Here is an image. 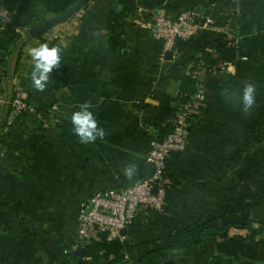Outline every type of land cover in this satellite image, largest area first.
I'll return each mask as SVG.
<instances>
[{"label":"crops","instance_id":"crops-1","mask_svg":"<svg viewBox=\"0 0 264 264\" xmlns=\"http://www.w3.org/2000/svg\"><path fill=\"white\" fill-rule=\"evenodd\" d=\"M78 1L0 0L16 17L15 24L0 22V94L12 98L20 86L37 110L11 117V104L0 106V264H75L80 209L95 192L129 182L122 172L129 162L137 165L132 180L147 176L149 134L172 123L184 64L203 49L212 52V64L197 79L205 83L206 99L186 148L171 155L162 209L138 208L122 231L130 243L127 257L161 248L170 261L148 264H264V234L234 226L184 256L185 244L203 226L264 220V0H86L27 36ZM231 2L239 25L227 35L207 29L178 39L171 58L152 36V17L161 7L172 16L193 9L226 24ZM41 43L62 49L44 92L31 85L28 55ZM242 81L257 85L247 116L220 95ZM85 101L107 133L87 145L70 122ZM175 226L190 229L172 235Z\"/></svg>","mask_w":264,"mask_h":264},{"label":"built area","instance_id":"built-area-1","mask_svg":"<svg viewBox=\"0 0 264 264\" xmlns=\"http://www.w3.org/2000/svg\"><path fill=\"white\" fill-rule=\"evenodd\" d=\"M12 16L9 8L0 5L2 27L10 24ZM207 29L224 35L230 33L226 24L218 23L212 17L200 18L193 9L183 10L172 16L165 7H161L152 17V36L162 41L166 50H172L178 39L190 38ZM205 99V83L199 80L191 99L181 102L176 110L172 130L162 138H159L156 132H150L146 160L154 166L152 175L134 179L121 187L97 191L90 196L77 217L74 247L85 246L91 236H95L96 231L104 232L110 240L123 238L122 229L134 222L138 208L143 206L154 210L162 209L166 202L169 183L164 176L168 164L167 158L171 157L173 152L183 151L186 148L190 129L189 116L192 111H199V105H202ZM5 103H10L12 106L11 117L37 112L20 86L16 88L12 98L0 94V106ZM53 108H57V105L54 104ZM68 251V249L64 250V252Z\"/></svg>","mask_w":264,"mask_h":264},{"label":"trees","instance_id":"trees-1","mask_svg":"<svg viewBox=\"0 0 264 264\" xmlns=\"http://www.w3.org/2000/svg\"><path fill=\"white\" fill-rule=\"evenodd\" d=\"M86 0H79V2H84ZM232 10L228 12L226 15V25L229 29L236 30L239 25V12L236 8V3L231 2ZM223 36V35H221ZM222 40V41H221ZM220 44L226 42V39L219 38ZM20 44V43H19ZM217 45V44H216ZM22 48V45H19ZM212 56V52L207 49L200 50L199 52L194 53L188 62L184 64L185 68L181 75L180 82V100L181 102H186L191 99V95L195 92L197 87V79L199 77V72L203 66L212 64L210 57ZM20 57V54H19ZM19 59V58H18ZM215 61V60H214ZM188 63V64H187ZM201 108V105H199ZM178 109V108H177ZM200 110V109H199ZM199 112V111H198ZM196 111H192L189 120L190 125L194 118V116L198 113ZM174 126V120L172 123L168 124L164 129L160 130L158 134L159 138H162L168 132L172 130ZM2 151V146L0 145V155ZM181 152V151H175ZM173 162L167 164L164 176L168 179L171 178V167ZM170 184L168 183L166 199L169 196ZM234 226L236 228H244L248 231L256 234H264V220L254 221L248 220L245 222H227L222 227L207 225L201 227L199 231V235L196 239H190L186 244V250L184 252V256L189 255L193 250H198L205 246L208 240H217L224 238L228 235L230 228ZM189 227H179L175 226L171 228L170 234L178 235L184 234L189 231ZM86 251L82 257L81 262L78 263V259L75 264H92L97 263L102 260H108L106 264H148L151 260H164L170 261L166 258V253L161 248H155L146 251L141 257L136 259H129L127 257V253L130 250V243L128 242L126 237L123 238H114L108 239L104 232L96 231L95 236H91L90 241L85 245ZM76 252V251H75ZM76 256L78 258L80 255L76 252ZM172 261V260H171ZM174 261V260H173Z\"/></svg>","mask_w":264,"mask_h":264},{"label":"clouds","instance_id":"clouds-1","mask_svg":"<svg viewBox=\"0 0 264 264\" xmlns=\"http://www.w3.org/2000/svg\"><path fill=\"white\" fill-rule=\"evenodd\" d=\"M62 49L58 46L49 47L47 43H41L37 47L28 49V55L32 60L30 80L32 87L39 92H44L49 84V76L53 69H59ZM239 89H225L220 95L225 104L234 110H240L245 116L249 115L256 106L257 85L253 82L242 81ZM78 111H74L70 117L72 133L77 136L83 145L95 143L97 139L103 141L107 135L104 128L98 126V121L90 101L81 103ZM123 175L131 181L137 174V165L129 162L122 168Z\"/></svg>","mask_w":264,"mask_h":264},{"label":"water","instance_id":"water-1","mask_svg":"<svg viewBox=\"0 0 264 264\" xmlns=\"http://www.w3.org/2000/svg\"><path fill=\"white\" fill-rule=\"evenodd\" d=\"M81 2H77V3H74L72 4L69 8H67L66 10H64L63 12L59 13V14H56L50 18H47L45 19L44 21H42L41 23H39L37 26H35L34 28H32L31 30H28L26 32L27 36L28 37H33V36H36L38 35L44 28L45 26L51 22V21H54V20H61L65 17H67L68 15L72 14L80 5ZM16 23V17H13L11 19V24H15ZM165 54H166V57L168 58H171L173 57L174 53H173V50H166L165 51ZM172 161V158L171 157H168L167 158V162L168 163H171ZM153 170H154V166L153 164L151 163H148L147 164V171H146V174L147 175H152L153 173ZM125 228L122 229V231L124 230ZM85 251H86V247L83 246V245H79L77 246L76 248V252L80 255V257L78 258V263L81 262L82 260V257L83 255L85 254Z\"/></svg>","mask_w":264,"mask_h":264}]
</instances>
